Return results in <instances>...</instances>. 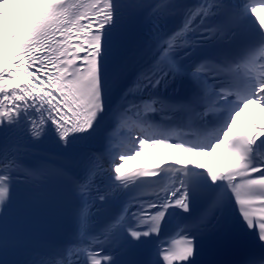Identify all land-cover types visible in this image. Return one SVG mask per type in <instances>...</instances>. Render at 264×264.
Wrapping results in <instances>:
<instances>
[{"label": "snow or ice", "instance_id": "1", "mask_svg": "<svg viewBox=\"0 0 264 264\" xmlns=\"http://www.w3.org/2000/svg\"><path fill=\"white\" fill-rule=\"evenodd\" d=\"M31 3L34 17L0 40V252L13 242L22 179L28 195L77 202L71 238L25 264H264V124L232 133L250 105L264 109V0ZM143 28L147 39H134ZM47 139L59 154L35 155ZM93 142L100 149L82 150L74 165L61 161ZM146 146L220 148L233 164L221 173L168 166L170 182L136 184L164 171L121 170ZM133 187L148 190L98 223L97 205ZM166 217L178 223L162 240ZM213 245L230 258H212Z\"/></svg>", "mask_w": 264, "mask_h": 264}, {"label": "bare ground", "instance_id": "2", "mask_svg": "<svg viewBox=\"0 0 264 264\" xmlns=\"http://www.w3.org/2000/svg\"><path fill=\"white\" fill-rule=\"evenodd\" d=\"M14 6H15L14 12L7 11L8 12L7 26L0 27V40H2V38L6 36L8 33H10L11 31H14L16 23L19 20L26 18L29 13V11H27L25 14H23L20 8L16 9L18 6L17 3ZM31 7L32 6L30 5L29 10L31 9ZM2 59H3V55H0V60ZM4 66L9 67V65H6V64ZM166 151H167L166 156L164 157H161L160 155L154 156L155 158L154 161L155 162H177V161L184 160V161L191 162L195 166H202V168H209L210 166L215 165V162L209 157L207 153H194V154L181 155L175 152L174 149H171V148L166 149ZM182 156L184 157V159L180 160L181 158H183ZM145 162H148V160L144 156H140L139 158H136V159H130L124 164V167L121 170H124V168L127 165L132 164L135 166V165H139Z\"/></svg>", "mask_w": 264, "mask_h": 264}]
</instances>
